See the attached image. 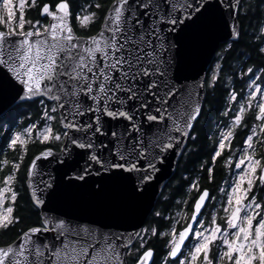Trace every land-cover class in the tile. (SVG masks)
<instances>
[{"label":"snow or ice","instance_id":"6c2138e0","mask_svg":"<svg viewBox=\"0 0 264 264\" xmlns=\"http://www.w3.org/2000/svg\"><path fill=\"white\" fill-rule=\"evenodd\" d=\"M0 264H264V0H0Z\"/></svg>","mask_w":264,"mask_h":264},{"label":"trees","instance_id":"16d2710c","mask_svg":"<svg viewBox=\"0 0 264 264\" xmlns=\"http://www.w3.org/2000/svg\"><path fill=\"white\" fill-rule=\"evenodd\" d=\"M211 127V125H209V128ZM32 152H35V149L32 150ZM32 153H30L31 155ZM200 156L210 160L211 157V146L209 144V142L207 140H203L202 141V148H201V152H200ZM216 179L219 181L220 180V176L219 174L216 175ZM22 215H26V212H22ZM151 222V221H149Z\"/></svg>","mask_w":264,"mask_h":264},{"label":"flooded vegetation","instance_id":"af4514ba","mask_svg":"<svg viewBox=\"0 0 264 264\" xmlns=\"http://www.w3.org/2000/svg\"><path fill=\"white\" fill-rule=\"evenodd\" d=\"M210 159H211V157H210ZM210 161V160H209ZM218 167V166H217ZM220 181V180H219ZM219 181L216 179V183H219ZM193 196L195 195V192H193V194H192ZM189 214H190V212H189Z\"/></svg>","mask_w":264,"mask_h":264}]
</instances>
